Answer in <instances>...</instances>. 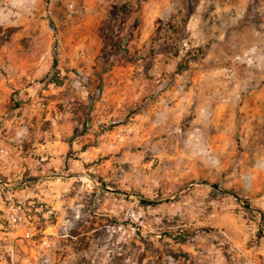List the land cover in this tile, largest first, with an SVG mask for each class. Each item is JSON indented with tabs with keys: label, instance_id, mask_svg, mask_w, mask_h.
Masks as SVG:
<instances>
[{
	"label": "clouds",
	"instance_id": "clouds-1",
	"mask_svg": "<svg viewBox=\"0 0 264 264\" xmlns=\"http://www.w3.org/2000/svg\"><path fill=\"white\" fill-rule=\"evenodd\" d=\"M258 90L264 0H0V264H264Z\"/></svg>",
	"mask_w": 264,
	"mask_h": 264
},
{
	"label": "rangeland",
	"instance_id": "rangeland-1",
	"mask_svg": "<svg viewBox=\"0 0 264 264\" xmlns=\"http://www.w3.org/2000/svg\"><path fill=\"white\" fill-rule=\"evenodd\" d=\"M127 7V5H125ZM131 69H125L123 67H119L116 69V77L118 80H123L125 76H129ZM128 84L131 85L132 81L129 78ZM131 99V95L127 89L122 90L119 94L114 95L113 103L119 106H123ZM18 106V105H17ZM239 107H244L245 112H235L231 119L233 122L238 121L242 115H249L252 117L250 123L248 124L247 131L249 133H255L260 125L264 127V124L261 122L264 121V91L258 90L254 94H252L249 99L246 101L244 105H240ZM230 110L227 104H220L217 110V119L221 125H223L224 121L229 118ZM184 114L181 113L179 117V121L183 122ZM218 141H223L225 138L223 136L216 138ZM35 239V237L33 238Z\"/></svg>",
	"mask_w": 264,
	"mask_h": 264
},
{
	"label": "built area",
	"instance_id": "built-area-1",
	"mask_svg": "<svg viewBox=\"0 0 264 264\" xmlns=\"http://www.w3.org/2000/svg\"><path fill=\"white\" fill-rule=\"evenodd\" d=\"M34 238V237H33Z\"/></svg>",
	"mask_w": 264,
	"mask_h": 264
}]
</instances>
